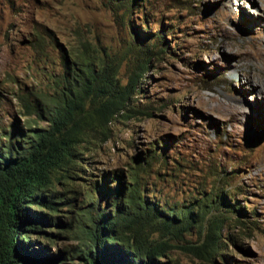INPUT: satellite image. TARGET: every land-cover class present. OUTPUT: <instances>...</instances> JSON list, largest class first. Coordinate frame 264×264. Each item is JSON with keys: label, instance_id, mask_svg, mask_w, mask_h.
I'll return each mask as SVG.
<instances>
[{"label": "rangeland", "instance_id": "1", "mask_svg": "<svg viewBox=\"0 0 264 264\" xmlns=\"http://www.w3.org/2000/svg\"><path fill=\"white\" fill-rule=\"evenodd\" d=\"M131 1L0 0V132L46 127L26 105L52 91L49 78L62 74L71 52H84L83 43L123 55L125 84L144 55L132 25L161 30L168 52L154 46L127 116L110 124L108 138L85 143L79 176L56 188L82 197L90 179L125 176L152 144L161 156L146 169L148 198L206 212L201 231L194 225L179 238L167 235L173 246L162 260L264 264V0ZM215 216L223 220L224 257L211 262L186 246L203 241Z\"/></svg>", "mask_w": 264, "mask_h": 264}, {"label": "trees", "instance_id": "2", "mask_svg": "<svg viewBox=\"0 0 264 264\" xmlns=\"http://www.w3.org/2000/svg\"><path fill=\"white\" fill-rule=\"evenodd\" d=\"M132 30L144 55L132 62L127 83L118 78L123 55L83 43L84 52H71L62 61V74L49 78L52 91L41 93L38 104L26 105L46 127L0 132V264H170L162 260L173 246L167 235L179 238L194 225L203 229L204 209L177 211L148 198L146 169L161 156L152 144L125 176L113 172L90 179L93 184L84 186L82 197L56 188L79 176L82 147L99 136L108 138L110 124L130 111V98L139 94V80L154 54L168 52L161 30L155 35L134 25ZM222 224L218 216L209 220L203 241L187 249L211 262L217 253L223 258ZM60 236L69 242L55 244Z\"/></svg>", "mask_w": 264, "mask_h": 264}, {"label": "bare ground", "instance_id": "3", "mask_svg": "<svg viewBox=\"0 0 264 264\" xmlns=\"http://www.w3.org/2000/svg\"><path fill=\"white\" fill-rule=\"evenodd\" d=\"M263 81V80H262ZM260 84H262V82L260 81ZM261 86V85H260ZM261 91L264 92V84L261 86Z\"/></svg>", "mask_w": 264, "mask_h": 264}]
</instances>
